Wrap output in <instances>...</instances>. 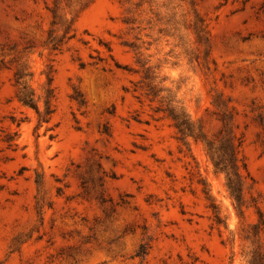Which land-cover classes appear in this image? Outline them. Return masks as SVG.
Masks as SVG:
<instances>
[{
    "label": "rangeland",
    "instance_id": "374dc122",
    "mask_svg": "<svg viewBox=\"0 0 264 264\" xmlns=\"http://www.w3.org/2000/svg\"><path fill=\"white\" fill-rule=\"evenodd\" d=\"M22 65L38 98L54 78L40 128ZM148 70L207 142L231 115L247 199L264 198V0H0V264H249L255 211L241 222L206 142L140 102Z\"/></svg>",
    "mask_w": 264,
    "mask_h": 264
},
{
    "label": "trees",
    "instance_id": "16d2710c",
    "mask_svg": "<svg viewBox=\"0 0 264 264\" xmlns=\"http://www.w3.org/2000/svg\"><path fill=\"white\" fill-rule=\"evenodd\" d=\"M194 32L198 38V43L207 47L209 40L205 24L203 22L201 24L196 23ZM49 47H51V50L57 51L59 44L55 40H51ZM27 71L28 69L22 65L15 73L16 99L22 106L33 109L37 113L40 128L43 124L50 123L56 112L54 104L55 89L53 88L54 78H48L45 95L38 98L36 92L27 81L28 77L31 76L27 74ZM149 72L148 70V74L143 81L146 83V88H142L143 93L138 99L141 102V98L145 97L151 104H160L157 113H163L173 123L179 140L182 143L187 145V141L191 138L197 142H206L208 155L215 167L216 173L226 176V189L241 222L245 219L247 210L253 209L255 211L257 222L250 225H242L241 238L245 243L252 246V251L247 255L249 264H264V245L261 242V237L264 235V198L261 195L259 198L251 195L250 200L247 199V194L252 189L248 183V179L254 184L256 182L249 172L248 165L240 157L242 143L240 142L237 145L236 137L233 134L234 124L231 115L224 114L222 117L224 130L218 142H207L201 127L197 126L188 115L186 109L176 102L170 90L156 84L158 77H153ZM138 91L135 90V92ZM42 100L44 102L43 111L40 108ZM13 141L14 138L9 135L6 142L13 143ZM205 195L210 202L215 225L219 228L222 226L228 228L226 219L222 217L221 210L212 196L211 190L205 188ZM145 256H147V253L139 255L142 259Z\"/></svg>",
    "mask_w": 264,
    "mask_h": 264
}]
</instances>
